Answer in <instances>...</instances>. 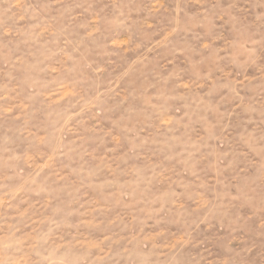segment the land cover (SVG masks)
Instances as JSON below:
<instances>
[{
    "label": "rangeland",
    "instance_id": "obj_1",
    "mask_svg": "<svg viewBox=\"0 0 264 264\" xmlns=\"http://www.w3.org/2000/svg\"><path fill=\"white\" fill-rule=\"evenodd\" d=\"M0 264H264V0H0Z\"/></svg>",
    "mask_w": 264,
    "mask_h": 264
}]
</instances>
